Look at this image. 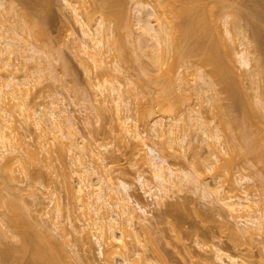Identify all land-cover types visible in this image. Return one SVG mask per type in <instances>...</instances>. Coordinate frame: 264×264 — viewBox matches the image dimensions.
Returning a JSON list of instances; mask_svg holds the SVG:
<instances>
[{
	"label": "rangeland",
	"instance_id": "obj_1",
	"mask_svg": "<svg viewBox=\"0 0 264 264\" xmlns=\"http://www.w3.org/2000/svg\"><path fill=\"white\" fill-rule=\"evenodd\" d=\"M0 1L3 3V6L0 7V30L2 24L10 27L15 23L19 26L18 30L20 31L19 37L21 40H19L18 48L16 46L14 52L10 55L9 62L11 65L5 66L0 61V81L5 80L11 71H16L15 74L18 75L17 77L20 80L25 78L24 73L33 75V72H36V69H39V67H48L46 62L50 60L48 57L50 56L52 65L49 66H52L50 68L52 74L50 69L47 68L48 70H44L46 73L43 71L44 74L43 76L41 74L42 77L40 76V79L36 78L33 80L34 78L31 79L32 76L27 78L31 82L25 87L29 89L27 90L28 94L25 95L22 91L23 94L21 95H25V97L18 95L17 99L21 97L20 100H24L26 107H33L40 111L46 110L49 104L51 105V101H57L58 99V106L65 108L74 121V125L70 128L66 124L61 126L63 129L62 133L64 132L67 136H62V133L59 132L57 134L59 140L52 141L53 144L49 142L44 147L46 150L43 151L39 145L42 139L43 141L47 140L46 136L44 135V138H41V134L43 133L40 128L34 125L33 120L26 118V121L23 115H19V112L15 113V124L24 141V147H30L31 149L36 147L35 149L38 151V154L37 158H33L31 155L28 156V153L26 154L25 149L19 150V154L22 153L20 155L22 157L20 160H22L21 164L19 162V164H16L17 169L13 170L14 173H10L12 178L9 177L10 175L2 173L3 171L0 168V187L2 190V192L0 190V196L2 197L0 202L4 201L2 205L0 204V264H33V248L31 245H28L30 243L26 246L22 236L30 237L35 232H38L39 229H41V232H43V229H47V233L49 230L50 237L52 238L53 236L54 238V240L51 239L53 243H62L61 247L65 250L62 255H64V260L66 259L65 262H68L67 264H110V261L105 256H100L99 244L98 242L96 243L93 237L94 233H91L92 231L89 232L91 237L90 243L84 245V240L73 228L74 223L77 227L80 228V225L82 227V223H84V220H86V217L88 218L90 213L72 196L68 187L70 182L75 181L73 170L79 168L77 163L81 158L83 160L82 163L86 164L88 169L92 171H90L89 175V179L92 182H96L99 174H104L105 176L112 177L116 183L123 181L130 187L128 194L131 197V204L136 208L135 213L138 216V222L136 223L137 226L135 225V229H133L136 233L135 231L127 233V230H124L123 235H125L124 239L129 242L131 251L133 249L140 250L138 256L132 257L133 260H138V264H213V252H216L215 250L218 248L222 249L225 255L234 256L239 264H264V231H262V234L253 235L252 238L245 237L247 234L241 236L242 231L239 234L240 232L238 231L240 230H238V227L240 225L243 226V222L247 218L243 216L246 214L243 212L238 213L240 216L242 215L240 218L237 217L236 213H233L234 217L232 216V213L222 202V198H227L229 194L231 195L228 189L229 185L224 186L226 183L224 182L225 178L222 179L224 182L222 183L221 178L223 176H216L214 174V170L218 165H223L224 161H229L234 156V159H231L234 164L229 161L231 162L230 164H233V167L227 166V168L226 165H223L226 168L222 170L227 174L228 172H232L234 178L238 175L237 178L240 176L249 177L250 180L244 184L245 187L243 186V192L247 191L250 199L257 202L254 204L255 211H262L264 215L263 141L256 142V147L254 148L256 153L253 151L250 153L243 148L244 143L242 141L244 140L240 137L241 133L238 130H235V132L233 130H225L223 132L219 130L221 127L219 124L222 122L220 120H222L223 116L219 119L218 115L215 114L216 109H211L212 104L202 100L197 95V89L193 88L192 90L190 87L193 83L187 82L188 79L192 82L191 76L194 75H192L191 71L194 69L189 70V73L191 72L190 75H186L187 70L186 72L183 71L185 74L182 75V66L184 64L174 61L173 56H171L173 61L170 60L171 58H169V61L172 65L175 64L173 68L175 66L177 68L175 67L174 72L170 73L171 76L174 78L176 76L182 79L186 78V82L190 84L186 83V88L182 89L180 83L182 82L183 84L185 80L183 79V82L179 79L180 82H177V84L179 83V89L176 87L174 94L180 93V91L183 93L185 89L189 93H193V96H190L185 91L187 99L186 101L185 99L182 100L185 103H180V99L186 98L184 96L185 93L179 99V104L177 102L180 109H175V105V110H163L162 104L159 103L161 93L158 91L156 85L153 86L155 80H152L155 77L157 78V75H160L158 73L161 70H159L160 72H156L157 69L154 70L157 75L155 74V77L152 76L151 80H147L149 78L146 75L151 76L153 74L149 73L145 75L143 73L145 77L142 74V70L146 69L149 64L151 65L147 52H149V57L154 55L152 52L150 55L154 39L151 42L152 38L146 36L145 40L148 42H145L143 45H139L136 40V38L138 39L136 37L138 36V31H141L138 27L139 24H137L138 11L136 7L138 4L151 7L155 0ZM204 1L202 0L201 2ZM208 1H205L206 4ZM212 1H209V6ZM217 1L220 4L218 3L219 6L214 8L216 9L214 10V15L216 16H214V21H217L214 24H218L219 27L217 28L221 31V36L223 35V45L225 42L226 44H232L234 53H238L242 50V47L240 43L241 39L236 33L243 32L245 28L244 32L246 31V36L251 37L253 33L260 32L259 29L264 25L263 23L261 25L262 21L259 20V15L264 11V0ZM109 2H111V5ZM113 3L116 5L113 6ZM13 5L16 8L9 9ZM73 7L78 8L77 11L80 13V17H77L78 19L82 18L84 21V19L86 20L89 17L90 21L86 23L94 32L100 28H105L108 37H106L103 46L106 53L102 62L95 63L92 57L83 50L84 40L90 45L92 42L90 38L85 36L82 25L77 22ZM208 7H206L207 10ZM231 10L241 12L243 18L245 17L246 20L241 19L239 23L237 22L238 24L236 23L237 25L241 24L240 27H236L235 24L234 26L231 23V25L229 24V22H234L233 18H231L232 16L230 17ZM120 17L121 21L119 20ZM215 18L217 19L215 20ZM229 18L231 19L228 20ZM226 20H228V23ZM247 21L249 22L247 23ZM35 22L38 23V28L35 26ZM214 24L211 22L212 28L214 27L212 30L216 29ZM226 27L231 29L230 34H236L237 38L236 36L230 35V37L226 34ZM39 28L42 32H38L40 31ZM262 30L261 32L263 33ZM10 35L11 33L8 34V37ZM212 35L213 33L204 42L208 41L207 43H209ZM118 37L122 38L120 41L123 42L121 45H118L119 48H116L115 44L118 41L117 39H119ZM33 46L39 49L40 53H35L29 60L24 59L25 56L32 53L30 50H32ZM248 48L254 53L255 50L251 45ZM121 54L122 56H120ZM255 54L257 56L258 52L256 51ZM237 55L235 54L234 57L236 59L235 66L237 64L235 74L238 73V76L235 74L234 76L237 77L238 81L239 75L244 74V76L241 75L238 81V83L240 82L239 84H243L240 85L242 86L243 98L233 108L232 114L241 118L243 103H245L248 97L250 99L254 98L256 91H253L255 90L253 89L254 84H250L252 83L251 80H253V77H250L252 74L250 72L252 71L249 70L250 72H247L250 67L239 66ZM44 57L47 58L46 62L43 60ZM122 57L124 58L122 59ZM253 57L255 58L254 54ZM41 62L43 63L40 64ZM254 62L255 60L251 63L252 67L255 64ZM166 65L165 67H167ZM151 67L149 68L152 69ZM190 67L193 68L194 65L192 64ZM14 68L18 69V71L14 70ZM209 68L210 66L206 70ZM119 71L124 73L122 77L119 76ZM152 71L153 69L150 70V72ZM206 74H208L207 71ZM206 77L211 81V77ZM169 80L167 81L169 82ZM107 81L117 84L120 86V91L125 92L127 97V104L124 106L125 113L123 111L118 112L115 102H112L114 101L112 98L114 95L109 91L110 85H107L109 84ZM188 86L190 88H187ZM190 90L192 91L190 92ZM193 91L196 92L194 93ZM134 93L137 94L138 100L134 99ZM177 96L180 97L179 95ZM240 96L242 97V93ZM11 97L12 95L9 98L13 99ZM16 103H19V101ZM11 104H14V102L11 101ZM147 108H152L154 115L143 118L146 112L145 109L147 110ZM198 111L202 119L205 120L204 122L211 128L209 129L215 130L214 135L217 133L216 130L218 128L219 134L224 139L220 137L223 140V142L221 141L223 146L220 145L223 147V150H219L217 154L219 158L217 160L213 155L215 153L214 136L207 135L210 134L209 131L207 134L204 131L202 132L199 129L201 126H198L199 124L196 125L197 118H195L196 120L193 118V115H197ZM126 116L128 117V123L136 124V128L141 132L140 141L152 145L156 149L157 154L165 158L167 164L174 169L183 170L191 174L189 180L184 178L183 184L179 183V186L176 183V185L171 184L172 186L170 185L168 190H163L161 195L163 198L161 199L155 196V193L159 192L156 183L152 181V168L149 164L152 156L148 153V147L144 144L143 146L141 145L143 148L138 147L139 149L137 148L136 150L135 145L137 146V140L132 137L135 129L133 130L132 128L128 136L123 132L121 123H123L122 120ZM156 116L158 118L163 117L164 119L162 120L166 123L168 121L177 123L178 131H181L179 133L182 134V137L180 136V139L178 138L179 140L177 139L176 142L170 140L167 135L160 137V131H157L158 128L152 127V120H155ZM183 135L186 136L183 138ZM76 139L85 142L87 145L82 146L80 144L82 150L71 148L70 151V144ZM181 139H184V142ZM97 146L100 147L101 156L94 154V157H92L88 150ZM23 163L27 165L29 173L27 170L23 172L25 169ZM16 167L13 166V169ZM21 167L24 168L22 171ZM211 167L214 168L213 171ZM180 171L178 173L181 175ZM141 178L146 184H149L143 186ZM201 182L208 185V189L205 188V185H200ZM154 183L157 190L153 186ZM74 184L76 183L74 182ZM219 184L224 186L220 187L222 191L218 188ZM150 187L152 188L151 190ZM229 187L232 188L231 186ZM217 188L220 190V194L217 193ZM224 188L228 190L227 192L225 191L226 193L224 192ZM146 191H152L151 193L154 195L150 196ZM231 192H234L233 194L239 193L237 190L235 193L233 189ZM243 192L241 191L239 195ZM9 199L10 201L13 199L18 200L17 202L14 201L18 206L15 204V208L8 207L10 206ZM137 203L145 211L142 212ZM16 212V216L19 215V218L21 216L20 220L22 219V223H25L27 226L26 234H29H21L17 227L12 224L11 217ZM52 221H54L53 224ZM59 221L62 223H59ZM141 222L145 223L144 227L146 228L141 227ZM55 223L59 225L60 229L54 225ZM30 233L33 234L31 235ZM105 238L107 239L106 235ZM105 238L102 237V241ZM103 243L105 244L106 242ZM66 254L67 257H65ZM225 259L228 260L227 257ZM135 261L133 263H136Z\"/></svg>",
	"mask_w": 264,
	"mask_h": 264
},
{
	"label": "bare ground",
	"instance_id": "obj_2",
	"mask_svg": "<svg viewBox=\"0 0 264 264\" xmlns=\"http://www.w3.org/2000/svg\"><path fill=\"white\" fill-rule=\"evenodd\" d=\"M201 1L202 0H155V1H153V4L151 7H148V6L145 7V5L142 6V4H138V6L136 7V9L138 11L137 24H139L138 27L141 31L140 32L138 31V33H137L138 36H136V37H138V39L136 38V40L139 43V45H141V44L143 45V44H145V42L146 43L148 42L145 40L146 36L147 37L150 36L152 38L151 39L149 37L152 40L151 42H153V39H154V44L151 46V48H152L151 51L149 49L150 55H151V52L154 55H151L149 57V54H148L149 52H147L148 50L146 51L147 56H148L149 60L151 61L150 62L151 65L148 63L149 66L147 65L148 67H146V69L142 68L143 72L142 71L141 72H142V74L144 73L145 75L149 74V73L153 74L151 76L146 75L147 78H149L147 80H151L152 76L155 77L154 75L156 74L154 70L157 69L156 72L161 70V72L159 71L160 73H158L160 75L158 76L156 74L157 78L155 77L152 80H155V82H156V84H154L155 82L153 83V86L156 85L158 91L161 93L159 103L162 104V108L164 111H172V110H175L176 108L180 109V108H178L179 105H177V102L179 104V99L182 98L183 93H185V91L188 92V90L184 89V92L182 91L183 93H181V91H180V93L178 92L179 94L178 93L174 94L176 87H177V89H179L178 88L179 83L177 84V82H180L179 79H181V81H183V82L185 80V82L183 84H182V82L180 83L182 85V89L186 88L187 82L193 83L191 85L188 83L187 84L190 85L192 90H193V88L195 90L197 89L198 94L197 93L196 94L199 95L202 98V100L206 101V103L208 102V103L212 104L211 109H213V110L216 109L215 110L216 113H215V111H214V113L216 115H218L217 117L219 119H221L220 117L223 116L222 120H220L222 122L219 124L221 126L219 128V130H222V132L225 130L226 131L233 130V132H235V130L236 131L238 130L241 133V135L239 133L238 134L244 140V141H242L244 143L243 148L245 150H248V152H250V153H252L251 151L256 153V151L254 150V148L256 147L255 146L256 142L263 141V145H264V25L261 26V28L259 29L260 32L263 29L262 30L263 33L261 32V34H259L260 32H258V33L256 31H254L256 33L252 32L253 33V35L251 36V37H253L252 40H251V37H249L248 35H247L248 37L246 36V34H245L246 31L244 32L245 28L243 29L244 33L243 32L236 33L237 35H239L238 37H240V39H241L240 43H241L242 50L239 51L238 53H234V49H233L234 47L232 44H226V42H225L226 45L225 44L223 45V43H224V42L222 43V41H224L222 39L223 35L221 36L222 33L217 28V27H219L218 24L215 25L216 24L215 22H217V21H214V16H215L214 10H216L214 8H216V6L218 7L220 2H218L217 0L214 2V0H213L212 1L213 3L211 2L210 6H209L208 3H210L209 1H211V0H209V1L205 0V1H208L207 4L204 0H203L204 2H201ZM110 3L111 2H109V4ZM203 4H205V5L203 6ZM112 5L114 6L116 4L113 3ZM1 6H3V3L0 1V7ZM206 7H208V10ZM10 8H16V6L13 5V6H10L9 9ZM203 8H206V9H203ZM73 9H74L75 14H76L75 17L76 18L80 17V13L77 11L78 8L73 7ZM204 11H205V13H204ZM231 11H230V14H231L230 17L232 16L231 18H233L232 20L235 23L229 22V24L231 23L232 26H234V24H235L236 27H238V26L240 27L241 24L240 25H237V24L239 23V21L241 19H245V17L243 18V15L241 14V12H237L236 10H231ZM255 15H257V14H255ZM118 16L119 15L117 14V17ZM259 16H260L259 20L262 21L261 22V25H262V23L264 24V11L261 12V14ZM231 18H229L228 20H230ZM216 19L217 18H215V20ZM77 20H78L77 22L82 25L83 32H84L85 36L90 38V41L92 42V44L90 45V44H88V42L86 40H84L83 50L87 54H89V56L92 57V60L95 63L102 62L104 59L103 57L105 56V53H106V51H104V49H103L104 48L103 46H104L106 37H108L105 28H100L96 32H94L93 30H91L90 27L87 26L86 22L90 21L89 17L86 18V20L84 19V21L82 18L81 19L77 18ZM119 20L121 21V17ZM228 20H226L227 23H228ZM245 20H243V21H245ZM211 22H212V24L215 23L214 25L216 26V29L212 30L214 27L212 28ZM248 22L249 21H247V23ZM33 25H34V23H33ZM118 25L120 26V24H118ZM35 26L38 28V26H39L38 23H36ZM35 26H33V27H35ZM18 27L19 26L15 23H13L12 26H10V27L5 26L4 24H2V26H1V30H0V38H1L0 39V44H1V46H0V61L5 66L11 65V63L9 62L10 55L12 54V52H14V50H15L14 48L16 46L18 48V45H19V40H20L19 32L20 31L18 30ZM40 28H39V30H40ZM226 29H227L226 34H228L229 36L232 35V34H230L231 29H228V27H226ZM256 30H258V29L256 28ZM210 31L213 33V35L211 37L212 39L209 37L210 38L209 43H207L208 41H206V43H205L204 42L205 39L209 35L212 34V33L210 34ZM38 32H42V30H40ZM9 33H11V35L8 37ZM236 34L232 35V36H236ZM118 38L119 39H117L118 40L117 42L115 40L116 44L114 43L116 45V48L118 47V45H121V43L123 42V41H120V39L122 40V38H120V37H118ZM236 38H237V36H236ZM249 38H250V40H249ZM228 45H230V46L227 47ZM250 45L254 48V50H255V51L253 50L254 53L251 52V50L248 48V47H250ZM33 47L31 48L32 50H30L33 54L31 53L30 55L25 56L24 59L29 60L34 56L35 53H40L39 49H37L36 47H34V48ZM120 48H121V46H120ZM118 50H120V49H118ZM235 50H236V48H235ZM256 51L258 52L257 56L255 54ZM235 54L236 55L238 54L237 55V57H238L237 63H239V66L241 65V66H244L245 68L250 67V68H248L247 72L252 71V72H250V73H252L251 76L249 73V76L253 77V80L250 79L252 81V83H250V84H252V85L254 84V88L253 87L252 88L255 90H253V89L252 90L256 91V94L254 92V94L256 96L253 95L254 98H251L252 100L248 97V98H246L245 103H243L241 118H238L237 116L232 114L233 108H235V106L239 103L240 99L243 98V91H241L242 86H240L242 83L239 84L240 82L238 83V81L241 78V75L244 76V74L239 75L240 78L238 77V81H237L236 76H238V73L235 74V72L237 70V67H236L237 64L235 66V62H236V59L234 57ZM253 54L255 55V58L253 57ZM120 56H122V54ZM171 56H173L174 61H179V64H180V62H181V64L182 63L184 64L182 66L183 67L182 72L183 71L186 72V70H187L186 75H190L192 72V75H194V76H191L192 82L188 78H187L188 81L186 82V78H183L184 79L183 80L180 77L176 76L174 78L173 76H171V74L174 72L173 71L174 68L175 67L177 68V66H175L173 68V65H175V64L172 65L170 63L169 58H171L170 60L173 61ZM48 57L50 58V60H52L50 56H48ZM123 58L124 57H122V59ZM46 59L47 58L44 57V59H43L44 62H46ZM50 60H47V62H46V64H48L47 65L48 67H42V68L39 67V69H36V72L35 71L33 72V75H31V74L29 75L28 73H24L25 78L23 77L24 79H22V80L18 79V77H17L18 75L15 74L16 71H11V73L8 74V76L5 80H3L2 82L0 81V168L3 171L2 173L7 174L8 176L10 175L9 177H11L10 173H12V172L14 173L13 170L17 169L16 164L18 162L20 163L22 160V159L20 160V158H22L20 156L22 153L19 154V150L25 149L26 154L28 153L29 154L28 156L31 155V157H33V158H37V154H38V151L35 149L36 147L32 148V149L30 147H24V141L21 137V134L19 133V131L17 129L16 124H15L16 121L14 119V116L16 115L15 114L16 112H19V115H23L25 117V120H26V118H30V120H33L34 125L36 127L40 128L41 132L43 133V134H41L42 135L41 138H44V135L46 136L47 140L43 141V139H42L41 144L39 145L40 149H43V151L46 150L44 147H46V145H48L49 142L51 144L52 141L59 140L58 139L59 136L57 134L59 132L62 133V131H63V129L61 127L62 125L66 124V126L68 128H70L72 125H74V121H73L72 117L67 113V110L65 108H61L58 106L59 105L58 99H57V101H54V100L51 101L52 102L51 105L49 104V106L46 108V110L43 109V111H40V110L35 109L33 107H26L23 99H21L22 102H20L21 101L20 98L23 96V95H21V94H23L22 91L25 93V95L28 94L27 90H29V89L28 88L26 89L25 87H27L26 85L31 83V82L27 78H30L32 76L31 79L34 78L33 80H35L36 78L40 79L43 76L44 72L46 73V71L52 67V66H49V65H52V63H51L52 61L50 62ZM149 60H148V62H149ZM253 60H255V62H254L255 64L252 67L251 63L253 62ZM42 63L43 62H41L40 64H42ZM143 63H145V62H143ZM192 64L194 65L193 68L190 67V65H192ZM143 65H145V64H143ZM165 65L167 67H165ZM185 65H187V66H185ZM119 66H121V65H119ZM209 66H210V68L208 70H206V68ZM149 67H151L153 69L154 73H153V71L150 72V70H152V69H150ZM171 67H172V69H171ZM251 67H252V69H251ZM147 68H149V69H147ZM178 69H180V68H178ZM192 69H194V70L191 71ZM14 70L18 71V69H15V68H14ZM44 70H46V71H44ZM189 70L191 71L190 73H189ZM206 71L208 74H206ZM50 72L52 74L51 69H50ZM50 72H48V73H50ZM41 74H42V76H41ZM53 74H54V72H53ZM118 74H119V76L122 77L124 73L119 71ZM176 74H177V72H176ZM183 74H185V73L183 72L182 75ZM234 74L236 76H234ZM145 75H144V77H145ZM205 75L208 77H211L210 78L211 81ZM169 78H170V80H169ZM110 79H111V77H110ZM206 79H208V80H206ZM167 80H169V82ZM177 80H179V81H177ZM208 81H210V82H208ZM107 82H109V81H107ZM32 83H35V82H32ZM107 85L108 86L110 85L109 91L112 93V95H114V96L111 95L113 100H114L112 102H115L118 112H122V111L124 112V110H125L124 106L127 104V97L125 95V92L120 91V86H118L117 84H114L112 81L109 82V84H107ZM190 87L188 86L187 88H190ZM24 89L27 91V93ZM182 89H180V90H182ZM192 90H190V92ZM111 93H109V94H111ZM136 93H134L133 96H134L135 100H138V96ZM241 93H242V97L240 96ZM189 94H190V96L191 95L193 96V93H189ZM11 95H12L11 98H13V99L16 98L15 101H13V99L9 98V96H11ZM18 95H21V97L18 98L19 100L17 99V97H19ZM25 95L23 97H25ZM177 95H179L180 97H178ZM186 95H187V93H185V95H184L186 98L183 97L182 99H180V103H182L183 102L182 100H184V99L186 101V99H187ZM11 101L14 102V104L10 105ZM17 101H19V103H16ZM204 101H202V102H204ZM184 103L185 102H183V104ZM135 104H136V102H135ZM174 106H175V109H174ZM145 111H144L145 114H144L143 118L146 116L149 117L150 115H152V116L154 115V111L152 108H147V110L145 109ZM193 113H195V112H193ZM193 113H192V115H193ZM193 116H194L193 117L194 119L197 118V120L195 119L197 121V122L195 121L196 125L199 124L198 126H201V127H199V129L202 130V132L204 131V133L206 132V134H207V132L209 131L210 134H207V135H210L211 137L214 136L215 153L213 152L214 153L213 155H214L215 159L217 160L219 158L217 155L219 150H221V149L223 150V147H221L220 145H222V142L224 139L221 137V134H219L218 128L216 130L217 133H215V135H214L215 130L212 129L213 132H212V130H210L211 128L209 127V125L206 124V122H204L205 120L202 119V116H201V114H199V111H198L197 115L195 114ZM195 116H197V117H195ZM159 117H162V116H159ZM152 118H154V117H152ZM223 118H225V119H223ZM162 119H164V118L163 117L162 118L157 117L155 120H152V127L158 128L157 131L158 132L160 131V133H159L160 137L167 135V136H169L170 140L176 142L180 136L182 137V134L179 133L180 130L178 131L179 128L177 126V123H174V121L173 122L168 121V123H166ZM122 122L123 123H121V124H122V128L124 130L123 132H125L127 134V136H128V133L131 132L130 130H132V128H133V130L135 129L133 131L134 135L132 137L137 140L136 141L137 146L135 145L136 150L138 147L141 148L144 144H146L145 142L140 141L141 132H139L138 129L136 128L137 127L136 124H133V123L129 124L127 116L123 118ZM227 129H229V130H227ZM61 135L67 136V134H65L64 132ZM230 135H231V133H230ZM127 136H125V137H127ZM184 136H186V135H183V138H184ZM220 137L223 140H221ZM235 137H237V136L235 135ZM228 139L230 140L229 137H228ZM239 140H240V138H239ZM182 141L184 142V139ZM80 144H82V146L87 145L85 142H81V141H78L76 139L73 142H71L70 151H71V148H76L78 150H82V148L80 147ZM257 145H259V144L257 143ZM146 146L148 147V153L150 154V156H152V158L149 161V164L152 168V174H153V176H152L153 180L152 181H154L158 187L159 193H155V196L157 198H159V199L163 198V196H161L163 190L164 191L168 190V188L171 184H174V185L178 184V186H179V183H182L184 181V178H186L187 180H189L191 178V174H189V172H186L183 170L180 171L179 169H174L169 164H167L165 158L158 155L156 149L152 145L146 144ZM139 151H141V150H139ZM88 152L92 157H94V154H96L97 156H101L100 147H98V146L92 147L91 149L88 150ZM233 157L231 159H234ZM231 159L229 161L232 162L233 160H231ZM82 161H83L82 158L79 159V162L77 163L79 168L73 170V173L75 174V181H72L73 183L70 182L68 187L70 189V193L72 194V196L79 202V204L81 206L85 207L86 210H88L90 213H89L88 218L86 217V220H84V223H82V227L80 225V228H79L76 226L75 223L73 224L74 230L80 235L82 240H84L83 241L84 245L90 243L91 237L89 235V232L92 231L91 233H94L93 237L95 238L96 243L98 242V244H99L98 246L100 249L99 250L100 256H102V255L105 256V258L108 259V261H110L109 262L110 264H138V262H137L138 260L135 259L136 260L135 261V260H133L132 257L138 256L140 254V250L138 249L139 250L138 251V250L133 249L131 251L129 244H128L129 242H127L126 239H124L125 235H123L124 230H127L126 231L127 233H132L133 231H135L133 229H135V225L138 222L137 221L138 216L135 213L136 208L131 204V197L128 194L130 187L128 186V184H126L123 181L116 183L115 181H113L112 177L105 176L104 174H99L96 178V182H92L91 179H89V175H90L91 170H89L88 166L86 164L82 163ZM229 161H224L223 165H226V167L227 166L233 167L234 163L232 162L233 164H230L231 162H229ZM225 162H227V163H225ZM23 164H24L23 167L25 169L21 167L22 168L21 171L24 169L23 172L26 170L28 172L27 165L25 163H23ZM223 165H221V166L215 165V166H217L216 169L214 170V168H215L214 166H212L214 168L211 167V169H212V171L214 170V174H216V176H219V175L223 176L221 178V182L222 183L226 182L225 185L223 184L224 186L229 185L232 187V188H230L228 186V189H229V192L231 193V195L229 194L227 196V198H222V202L224 203L226 208L232 213V216L234 217L233 213H236L237 217L240 218V217H242V215L240 216L238 213L243 212L244 214H246L243 216V217H245V216L247 217L246 219L244 218L245 220L243 222V226L240 225L241 226V227L239 226L240 229L238 227V230H240V231H238V232H240L239 234H241V231H242L241 236H245L247 234L245 237L248 236V238L249 237L252 238L253 235L262 234V231H264V215H263L262 211L261 212L255 211L254 204L257 202H254L252 199H250L249 194H247V191L243 192L244 191L243 186H244V184H246L247 181L250 180L249 177L247 178V177H241L240 176L239 178H237L239 176L238 175L236 178H234L232 176V172H228V174H227L225 171H223L226 168ZM13 166H15L16 168L13 169ZM211 169H209V170H211ZM178 170L180 171L181 175L178 173L179 172ZM201 170L203 171V169H201ZM222 179H224L225 181L223 182ZM147 181H149V180H147ZM74 182L76 184H74ZM155 183L153 186H155ZM222 183H221V185H222ZM141 184L143 186H146L149 183L146 184V182L141 178ZM200 185H202V186L205 185V188L208 187V185H206L205 183L202 184V182L200 183ZM221 185L219 184V186H218V188L220 190H221L220 187H224ZM157 187L155 188L156 190H157ZM218 188L216 190H217V193L220 194V190ZM240 188H241V190H240ZM151 189L152 188L150 187V190ZM170 189H172V188H170ZM224 189H225L224 192L228 191V190H226L227 188H224ZM230 189L231 190L233 189V191H235V193L237 190V192H239V193L233 194L234 192L232 193ZM234 189H236V190H234ZM238 189H239V191H238ZM0 190H1V187H0ZM241 191L244 194L242 193L241 195H239ZM1 192H2V190H1ZM146 192L150 196L154 195L151 193L152 191H146ZM221 194H222V192H221ZM242 195H245V196H242ZM0 199H2V197ZM8 201L6 200V202H8L10 204V206H8V205L7 206L15 208L17 205L16 202L18 200L16 201L13 199L10 201V199H9ZM14 201H16V202H14ZM2 202H4V201H2ZM2 202H0L1 205H2ZM137 204H138V206L142 212L145 211V209L142 206H140L139 203H137ZM58 206H59V204H58ZM9 209H11V208H9ZM16 211H17V208H16ZM19 214H20V212H19ZM16 215H17V212H16V214H14L13 217H11L12 224L17 227V229L19 230V232L21 234H24V233L26 234L27 226L25 225V223H22V219L20 220L21 216L19 218L18 217L19 215L18 216H16ZM52 220H53V218H52ZM54 221H52V224ZM24 222H26V221H24ZM55 222H58V221H55ZM59 223H62V222L59 221ZM28 224H30V223H28ZM144 224L145 223L141 222L140 223L141 227L142 226L144 227ZM54 225L57 228H59V225L57 223H55ZM60 226L63 227L61 224H60ZM144 228H146V227H144ZM46 230L47 229H43L42 230L43 232H41V229H39V231L35 232L34 234L30 233L31 235L33 234L32 236L28 235L30 237L22 236L24 239L23 240L24 243H26V246L28 243H30L28 245H31L33 248L32 249L33 255H34L32 257L33 258L32 260L34 261L33 264H67L68 262L67 263L65 262L66 259L64 260V257H63L64 255H62L63 252L65 251L64 248L61 247L62 243L58 242L60 245L53 243L51 241V239L54 240L53 236L51 238L49 235L50 231L48 230V233H47ZM135 233H136V231H135ZM27 234H29V233H27ZM243 234H245V235H243ZM105 235L107 236L108 240L105 238ZM102 237L105 238L104 241H102L103 240ZM55 242H56V239H55ZM103 242H106L105 243L106 245ZM215 251L216 252H213V254H214L213 264H239V262L237 261L236 258H234V256L232 257V255L231 256L225 255L223 253L222 249L218 248ZM65 257H67V254ZM226 257L228 258V260L225 259ZM133 261H135L136 263H133ZM211 262H212V260H211Z\"/></svg>",
	"mask_w": 264,
	"mask_h": 264
}]
</instances>
